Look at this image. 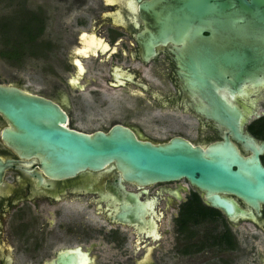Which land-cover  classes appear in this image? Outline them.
Returning <instances> with one entry per match:
<instances>
[{
  "label": "flooded vegetation",
  "instance_id": "af4514ba",
  "mask_svg": "<svg viewBox=\"0 0 264 264\" xmlns=\"http://www.w3.org/2000/svg\"><path fill=\"white\" fill-rule=\"evenodd\" d=\"M144 1L148 0H22L35 6L29 9L25 5L24 18L15 26L12 18H4L0 34L4 28L7 33L15 30L16 35L33 36L32 47L44 50L26 48L17 64L26 57L44 59V53L63 49L69 70L42 72L38 84L28 80L32 70L23 72L27 76L11 70V81L0 83L52 101L66 115L64 125L71 129L104 130L122 124L138 137L155 142L173 135L201 145L218 139L220 130L195 115L192 99L179 85L173 44L154 48V55L144 58L138 38L148 29L140 7ZM104 87L120 90V94L105 97L101 93ZM261 103L264 100L260 101L264 111ZM166 111H179L194 119V137L173 133L170 119L161 115ZM4 127L9 123L0 114V156L11 160L0 183V264H61L60 257L71 261L72 256L80 264H161L159 254L169 255L164 241L169 231L161 226L167 212L177 209L173 214L177 229L175 218L192 193L204 203L184 178L146 185L122 180L119 183L124 189L137 193L147 204V212L143 223L116 222L107 215L118 206L105 196L118 183L110 171L51 177L40 167L38 156L22 155L2 140ZM260 158L264 165V154ZM72 201L85 204L99 223L88 215L73 214ZM240 205L247 212L245 219L228 221L224 216L235 239L232 248L212 246L231 252L224 264H264V203L258 210L242 201ZM190 230L177 229L182 239L173 244L177 253L187 257L212 248L205 245V236H189Z\"/></svg>",
  "mask_w": 264,
  "mask_h": 264
},
{
  "label": "water",
  "instance_id": "95a60500",
  "mask_svg": "<svg viewBox=\"0 0 264 264\" xmlns=\"http://www.w3.org/2000/svg\"><path fill=\"white\" fill-rule=\"evenodd\" d=\"M140 7L148 28L138 34L144 58L173 44L179 85L192 99L195 115L220 130L218 139L201 145L173 135L155 142L122 124L71 129L52 101L0 83V114L9 123L1 138L22 155L38 156L51 177L110 171L118 183L105 196L118 206L107 215L119 223H143L147 212L137 193L119 182L182 178L228 221L245 219L240 201L256 210L264 203V139L247 129L264 113V0H148ZM8 166L11 160L0 156V183ZM58 261L80 264L73 256Z\"/></svg>",
  "mask_w": 264,
  "mask_h": 264
},
{
  "label": "rangeland",
  "instance_id": "374dc122",
  "mask_svg": "<svg viewBox=\"0 0 264 264\" xmlns=\"http://www.w3.org/2000/svg\"><path fill=\"white\" fill-rule=\"evenodd\" d=\"M21 2L22 0H0V23L4 21V18H12L11 21L15 22V24H13L15 26L17 22L21 20V18H24V15H25L24 11H26V8L28 7L29 9H33V7L35 6L33 3L24 4L22 2L21 4ZM15 33H16L15 30H12L10 31V33H7L9 36L8 38L12 40L14 39V37H17ZM8 45L9 44H7V47ZM3 47L5 46H4V42L2 39V34H0V48H3ZM28 49L33 50L35 48H33L32 46L31 47L28 46ZM39 49L40 51L44 50L40 48V46L38 48L36 47L35 50H39ZM44 54H45L44 59H41L37 56L26 57L23 63H20V65L10 64L0 57V80L1 82L7 83L11 81L10 80L11 70L12 71L14 70L15 72L17 71L18 75L20 74L26 75L23 72L27 73L26 70H32L30 73H27V75L29 76L28 80L29 81L33 80L35 82L33 81L32 82L36 84H38L37 81L40 80L39 76H41L42 72L50 73L51 70L63 72V68L65 70H69V66H67L68 64L66 60L67 52L65 50L63 49H60V51L51 50ZM257 82L258 81H255V83ZM119 91L120 90H117V89L104 87L101 93L105 97L112 98V96L114 95L117 96L118 94H120ZM86 95L88 96L87 93ZM261 106L264 107V103H261ZM161 115L166 116L170 119L172 123L170 127L171 129L172 128L174 129L173 133H175V131H179V133H181L182 135L188 138L194 137L195 128L197 127L194 119H192L191 117L188 118V116L184 115L183 113L179 111H166V112H162ZM184 119L188 120V123H185ZM205 134H207V131L205 132ZM181 181L186 183L183 180ZM64 205L67 206V208H71L69 206L70 205L69 202L64 203ZM176 210L177 209L172 208L169 212H167V216L165 217V220H163L161 223V226L166 227L169 231L167 235H165L164 237V241L166 243V246L168 247L169 255L167 256L164 254H159L160 259L158 261L160 263L162 262L161 264H163V261L165 260H167V264H224L223 260L225 261L229 259V257L231 256V252L225 251L221 248L218 249L213 246H211L212 247L211 249H206L205 250L206 253L204 254L199 253L193 256L184 257L182 254L177 253L178 250L177 248H175L174 245L182 243V239H181V234L177 231V229L175 228L173 224L174 223L173 214ZM72 213L75 215L77 214L78 215H83V214L88 215L90 218L93 219L94 222H96L97 224L99 223V218L94 216L92 214V211L90 209H87L85 204L76 203L72 201ZM89 217L87 218L88 220H89ZM221 228H222L221 222L220 220H217V221L202 222L199 225L191 228V230L193 231L196 237L197 236L201 237L202 235L203 236L211 235L214 232H218L219 230H221ZM262 244H264V242H262ZM243 261H245V259Z\"/></svg>",
  "mask_w": 264,
  "mask_h": 264
},
{
  "label": "trees",
  "instance_id": "16d2710c",
  "mask_svg": "<svg viewBox=\"0 0 264 264\" xmlns=\"http://www.w3.org/2000/svg\"><path fill=\"white\" fill-rule=\"evenodd\" d=\"M1 32L5 47L0 48V56L13 64H17L20 61L21 55L26 48L27 51L33 52L36 49V46H34V50L28 49V46L31 47L33 44L32 41L35 39L33 36L17 35V37H14V39L11 40L8 38L9 36L7 32H4V28ZM7 44H9L8 47ZM247 129L256 138L264 139V118L259 117L258 119L253 120L247 126ZM217 220H220L222 228L211 235H205V245L212 246L214 244H219L223 249L232 248L235 239L228 227L224 215L220 210L204 204L197 193H192L188 200L180 206L178 216L175 218V223L177 229L180 232H183L187 227L188 229H191V227L202 222ZM192 234L193 231L190 230L189 236ZM208 241H210V243H207Z\"/></svg>",
  "mask_w": 264,
  "mask_h": 264
}]
</instances>
